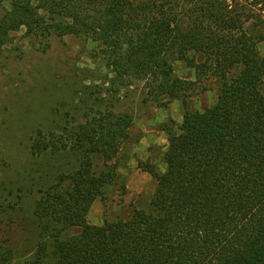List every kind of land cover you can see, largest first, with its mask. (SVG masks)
Listing matches in <instances>:
<instances>
[{"label":"trees","instance_id":"16d2710c","mask_svg":"<svg viewBox=\"0 0 264 264\" xmlns=\"http://www.w3.org/2000/svg\"><path fill=\"white\" fill-rule=\"evenodd\" d=\"M10 7L0 14V55L20 29L37 44L51 36L91 41L112 75L111 95L141 86L144 101L181 100L184 111L176 131L167 130L164 171L143 168L156 182L148 205L101 225L86 216L115 180L109 162L128 140L132 116L107 108L37 131L31 156L65 153L77 166L40 191L33 256L15 262L4 239L0 264H264V0H11ZM177 62L197 81L176 77ZM211 78L215 103L189 110V93Z\"/></svg>","mask_w":264,"mask_h":264},{"label":"rangeland","instance_id":"374dc122","mask_svg":"<svg viewBox=\"0 0 264 264\" xmlns=\"http://www.w3.org/2000/svg\"><path fill=\"white\" fill-rule=\"evenodd\" d=\"M10 3L0 0V14L11 8ZM259 50L264 57V41ZM174 73L179 79L197 81L195 71L182 62L174 64ZM111 77L91 41L51 36L37 44L24 29L10 35L0 55V241L8 240L4 245L15 249V262L35 252L40 234L35 205L40 191L77 166L75 157L65 153L31 156L30 140L37 131L81 123L90 111L110 108L130 114L129 138L109 162L115 180L92 203L86 219L101 225L105 220L127 219L133 209L148 205L156 182L143 168L147 164L164 171L166 133L180 125L183 104L181 100L163 105L144 101L141 86L120 88L111 95ZM218 85L212 78L198 82L186 98L187 108L202 111L213 105ZM93 162L96 171L103 168L98 157Z\"/></svg>","mask_w":264,"mask_h":264}]
</instances>
